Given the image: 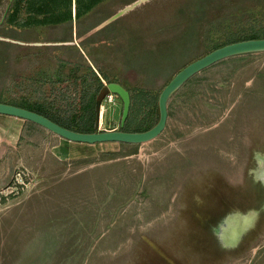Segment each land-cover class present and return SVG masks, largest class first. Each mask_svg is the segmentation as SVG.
Returning <instances> with one entry per match:
<instances>
[{"label":"rangeland","instance_id":"obj_1","mask_svg":"<svg viewBox=\"0 0 264 264\" xmlns=\"http://www.w3.org/2000/svg\"><path fill=\"white\" fill-rule=\"evenodd\" d=\"M61 1L55 12L67 19L22 25L37 5L0 0V99L44 95L54 110L68 100L78 117L87 93L77 76L95 82L91 66L129 90V130L147 127L155 98L184 65L231 31L264 28V0H144L110 21L136 0H88L86 10L71 0V17ZM121 112L118 95L105 97L97 129H120ZM255 130L264 135V51L191 76L168 100L164 131L144 142L71 141L0 113V264H148L147 242L173 249L180 184L196 172L240 174ZM227 262L264 264V231Z\"/></svg>","mask_w":264,"mask_h":264},{"label":"flooded vegetation","instance_id":"obj_2","mask_svg":"<svg viewBox=\"0 0 264 264\" xmlns=\"http://www.w3.org/2000/svg\"><path fill=\"white\" fill-rule=\"evenodd\" d=\"M125 122L120 123V129ZM176 149L184 153L183 147ZM169 152L164 150L162 155L169 156ZM175 154L177 152L168 158ZM173 163L179 164V161L170 162ZM196 173L190 174L180 184L175 195V209L170 217L173 249L166 247L159 250L146 241L149 244L145 251L148 264H157L159 257L166 264H175L173 260L177 264H228L227 260L235 259L264 231L262 130H255L252 134L250 150L246 153L240 174L228 172L224 175L218 170ZM134 245L138 248L137 243Z\"/></svg>","mask_w":264,"mask_h":264},{"label":"water","instance_id":"obj_3","mask_svg":"<svg viewBox=\"0 0 264 264\" xmlns=\"http://www.w3.org/2000/svg\"><path fill=\"white\" fill-rule=\"evenodd\" d=\"M141 1L144 0H138V3ZM135 3L136 1L133 2L130 6H133V4L135 5ZM128 8L129 7L125 6L124 8L116 11L108 18V21L122 14ZM257 51H264V37L248 38L225 43L216 48H213L204 55L184 65L163 86L158 95L157 121L151 127L141 131L122 130L117 128L97 129L96 131L92 132L73 130L60 125L59 123L53 121L49 117L39 112L3 101H0V113L20 117L23 120L33 121L39 124L40 126L44 127L45 129L71 141L86 143H95L103 141H120L128 143L144 142L156 137L162 131L168 117V100L170 96L191 76L219 60L234 55ZM106 86L109 92L118 95L122 100V112L120 118V123L122 125L129 113V108L131 104L130 92L128 89H126L116 81L106 82Z\"/></svg>","mask_w":264,"mask_h":264},{"label":"trees","instance_id":"obj_4","mask_svg":"<svg viewBox=\"0 0 264 264\" xmlns=\"http://www.w3.org/2000/svg\"><path fill=\"white\" fill-rule=\"evenodd\" d=\"M57 1L58 0L56 1L32 0V5L34 3L37 5L35 6L36 14L47 13L49 15L46 16L44 19L43 18L41 19L39 17H36V15L31 14L29 16V20L23 22L22 25H25V24L28 25L32 23H46L48 21H56V20L58 21L59 19H62L63 17L65 18L66 16V15L64 16V14L66 13L65 11L63 13H59L60 15H63V17H59L60 15H57V13L55 12L57 6H59L57 5L58 4ZM70 1L71 0L61 1V3L64 2L63 4L65 5V7H67V11L70 8ZM80 1L81 0H78V4L80 3ZM86 1L88 0L83 1L84 10L88 9L91 6L88 4L86 5ZM55 3L57 4L54 5ZM51 4H53L54 6H51ZM78 9H80L79 5H78L77 10ZM80 12H81V9L79 13ZM68 14L71 17V8L69 9ZM8 20L12 21L13 18H8ZM257 37H264V28L258 29V28L251 27L250 30L248 31L235 30V31H231L222 42L216 43L213 48H216L228 42H233V41L248 39V38H257ZM88 67H89L88 70L90 71L91 77H95L97 79L96 80L97 82L95 81L93 83H89L88 81L90 79H88V75L86 72L84 74L77 76V78H81V76L83 75V77L81 78L82 80H84L83 90L87 93L85 94L86 97L83 96V99L81 102L82 113L78 117L74 114H71L70 111L68 110V108L71 109L70 105L67 104L68 100H65L64 102H61L59 100V103H58L59 108L54 110L53 107L50 106L51 105L50 103L52 102H48L47 98L44 95L40 96L41 99H37L35 101H7V100L3 101V99H0V101L2 100L3 102L12 103L18 106H22V107H26L28 109L34 110L36 112H39L49 117L50 119L59 123L60 125L73 129V130L84 131V132L96 131L98 127V120H99V108H100V105L102 104V100L106 97L109 90L106 86V82H103V80H101L98 77L95 70L91 66H88ZM102 78L108 80L107 82L110 81L107 77L103 75H102ZM88 90L90 91V93H88ZM158 95L155 98V114L153 118L151 119V122L145 128H148L149 126L153 125L158 119V105H157ZM63 104H67V105L64 106ZM130 108H131V105H130ZM129 115H130V109H129V113L127 116L128 120L130 119ZM24 121H25V124L28 125L30 130H36L42 127L33 121H30V120H24ZM124 128L128 129L127 126H124ZM134 128H135L134 130H139L138 127H134Z\"/></svg>","mask_w":264,"mask_h":264},{"label":"built area","instance_id":"obj_5","mask_svg":"<svg viewBox=\"0 0 264 264\" xmlns=\"http://www.w3.org/2000/svg\"><path fill=\"white\" fill-rule=\"evenodd\" d=\"M114 96H115L114 93L109 92V93L106 95V98H107L108 100H112Z\"/></svg>","mask_w":264,"mask_h":264},{"label":"bare ground","instance_id":"obj_6","mask_svg":"<svg viewBox=\"0 0 264 264\" xmlns=\"http://www.w3.org/2000/svg\"><path fill=\"white\" fill-rule=\"evenodd\" d=\"M138 2V0H136V3ZM130 5H132V4H130ZM130 5H128L127 7H132V6H130ZM134 5V4H133ZM77 39V38H76ZM71 43V42H70ZM73 43V42H72ZM245 217V216H244ZM252 220V219H251ZM242 221V220H241ZM227 239V238H226Z\"/></svg>","mask_w":264,"mask_h":264},{"label":"crops","instance_id":"obj_7","mask_svg":"<svg viewBox=\"0 0 264 264\" xmlns=\"http://www.w3.org/2000/svg\"><path fill=\"white\" fill-rule=\"evenodd\" d=\"M36 15V17H39V15L38 14H35ZM18 20V19H17ZM9 21V20H8ZM15 22V21H14Z\"/></svg>","mask_w":264,"mask_h":264}]
</instances>
